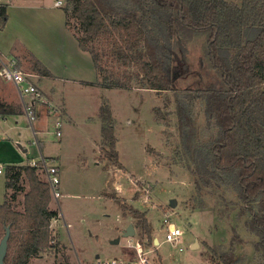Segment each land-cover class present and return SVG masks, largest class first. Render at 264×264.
<instances>
[{
  "label": "rangeland",
  "instance_id": "374dc122",
  "mask_svg": "<svg viewBox=\"0 0 264 264\" xmlns=\"http://www.w3.org/2000/svg\"><path fill=\"white\" fill-rule=\"evenodd\" d=\"M0 1L7 3L9 10L5 29L0 31V42L16 36L35 52L32 54L15 40L16 52L12 55L18 59V68L31 73L34 59H41L52 74L65 79L51 77L45 82L47 93L55 100L51 101L38 89L42 99H35V103L46 112L41 117L35 105L36 117L32 122L25 113L0 117V204L4 203L7 165L25 167L44 157L47 164L53 160L60 170L61 196L57 202L50 196L49 203L50 210L58 211L56 222L52 227L50 224L55 240L29 264H64L61 261L94 264L96 254L100 260L122 258L128 251V239L119 236V245L111 242L126 218L113 196L145 213L152 228V241L145 238L143 244L149 250L151 264H210L208 255L227 252L232 239L236 240L234 264H258L260 253L254 247L257 238L250 228L251 217L240 214L242 205L233 181L224 180L221 185H214L215 188L205 187L197 180L196 173L177 164V159L182 157L176 152L181 138L177 103L190 115L186 123L190 147L199 140L209 144L213 139L210 137L217 133L207 125L201 103L195 100L189 105L184 96L186 89H203L216 80L214 73L200 63L204 38L194 37L186 43L190 74L183 79L175 77L174 93H157L136 86L108 88L97 84L90 56L67 34L68 30L73 31L65 25L62 0L61 5H56L58 0H55L47 11L41 5L47 6L51 0ZM73 79L83 81L77 83ZM0 102L21 106L12 85L1 79ZM103 106L109 108L114 120L113 133L121 168L104 158L102 147L106 145L99 117ZM63 108L68 116L61 118L57 114ZM154 108L166 115L164 120L156 119ZM147 148L157 154L147 153ZM36 174L42 182V170L38 168ZM117 183L122 188L120 193L115 189ZM24 189L29 190L26 181ZM198 197L204 200V205L194 209L192 206L197 204ZM172 201H175L173 206ZM17 204L15 201L13 206L18 210ZM166 218L182 230L178 241H164ZM156 238L159 244H154ZM136 239L139 240L137 235ZM56 247L64 248L67 258L62 260L61 250L56 252Z\"/></svg>",
  "mask_w": 264,
  "mask_h": 264
},
{
  "label": "trees",
  "instance_id": "16d2710c",
  "mask_svg": "<svg viewBox=\"0 0 264 264\" xmlns=\"http://www.w3.org/2000/svg\"><path fill=\"white\" fill-rule=\"evenodd\" d=\"M65 25L74 33L79 49L88 53L97 84L108 88H137L157 93L176 91L175 80L190 74L186 43L203 37L200 63L216 78L203 89H186L189 105L197 100L207 125L216 129L211 142L199 140L190 147L185 108L177 103L179 133L177 159L205 187L232 180L240 214L247 213L256 236L255 250L264 264V0H62ZM0 4V30L8 19ZM167 47V48H166ZM43 63L34 59L33 71L49 76ZM115 68V69H114ZM114 69V70H113ZM175 75V76H174ZM96 85L94 83H91ZM218 84V86H217ZM22 108L0 102V117L22 114ZM156 119L166 117L154 108ZM190 113V110H189ZM188 113V114H189ZM105 159L118 163L114 120L108 107L99 109ZM213 124V125H212ZM147 153L157 154L151 148ZM176 154V153H175ZM5 169V201L0 204V239L9 228L4 264H29L55 240L50 223L57 212L49 209L50 190L41 182L37 166L8 165ZM29 190L25 192L24 182ZM22 194L20 209L13 203ZM194 209L204 200L198 197ZM122 215L134 219L139 240L152 241V228L144 212L113 196ZM210 264H234L233 244ZM57 243L54 244V247ZM153 246V243H152ZM61 250L64 260L66 255ZM64 264L67 262L61 261Z\"/></svg>",
  "mask_w": 264,
  "mask_h": 264
},
{
  "label": "built area",
  "instance_id": "2783aa9c",
  "mask_svg": "<svg viewBox=\"0 0 264 264\" xmlns=\"http://www.w3.org/2000/svg\"><path fill=\"white\" fill-rule=\"evenodd\" d=\"M61 0L56 2V5H61ZM17 62L13 57H4L0 55V79L4 82L12 83L19 96L30 97L32 102L23 103V111L27 115L30 122H32L36 116L35 110L33 108L35 104V99H42L40 92L31 80L32 76L28 73L23 72L17 66ZM56 125L59 127L60 123L57 122ZM59 130V128H58ZM57 130V134L59 131ZM47 160L41 157L38 161L30 163V166H37L42 169L46 177V183L48 184L50 194L55 200H59L61 192L59 189V169L52 163L47 164ZM1 172V170H0ZM163 223L166 225L164 232V241L175 242L179 240L182 235V230L175 225L167 222V218L164 219ZM127 249L129 255L125 258H114L108 260H97L94 264H151L148 258L149 250L144 246L143 242L134 239L132 237L128 238Z\"/></svg>",
  "mask_w": 264,
  "mask_h": 264
},
{
  "label": "crops",
  "instance_id": "0c3cea01",
  "mask_svg": "<svg viewBox=\"0 0 264 264\" xmlns=\"http://www.w3.org/2000/svg\"><path fill=\"white\" fill-rule=\"evenodd\" d=\"M23 1H26V0H23ZM54 2H55V0H51V2H49L48 4H47V6H46V3H45V6H42L41 5V7H43L46 11H47V9L48 8H51V7H53V5H54ZM0 4H5L6 5V7H7V3H4V2H1L0 1ZM9 11V10H8ZM8 11H7V13H8ZM8 18H9V15H8ZM7 21H8V19H7ZM7 23V22H6ZM63 23H64V16H63ZM6 25V24H5ZM65 28V27H64ZM5 29V27L2 29V30H0V31H3ZM70 37H72L73 39H74V41H75V43H76V46H77V42H76V40H75V38L73 37V35H72V33L68 30V33H67ZM15 40H18L19 42V44H21V45H25V47H27V49H28V51H30L32 54H34L35 52L33 51L34 49H31L32 47L28 44V43H26V42H21L20 41V39H19V37L18 38H16V36L15 37H13V36H11V38L10 37H7V39L6 40H3V41H1L0 42V52H2V53H0V55L1 56H4V57H13V53H15L16 52V50L13 48V43H14V41ZM23 43V44H22ZM80 48V47H79ZM34 52V53H33ZM8 55V56H7ZM15 60L17 59V58H15V57H13ZM36 59V58H35ZM36 60H38L39 62H43V66H45V68L48 70V72H49V76H43V75H41V74H39V73H37V72H35V71H33L32 70V72L31 73H29L28 72V74H30L31 76H32V78H31V80L33 81V83L35 84V86L37 87V89H39V90H41L49 99H51V101L52 100H55V99H53V95L52 94H48L47 93V91H46V89H45V87H46V84H45V82L47 81V79L48 78H51V77H53V78H58V79H63V80H65L64 78H62V77H59V76H57V75H55V74H52V72L48 69V67L46 66V64H44L45 62L43 61V60H39V59H36ZM18 61V59L16 60V62ZM18 63V62H17ZM19 64V63H18ZM17 64V65H18ZM93 68V67H92ZM93 71V75L95 76V74H96V72H94L95 70H92ZM73 81H75V82H77V83H80L81 81H83V79H73ZM7 83H9V82H7ZM11 85H12V87H13V89H14V91H15V94H16V96H17V98H19V101L21 102V106L20 105H16V104H13V105H15V106H19V107H21L22 108V110H23V103H25V102H29V103H31L32 102V100H31V98L30 97H23V99L19 96V94H18V92H17V90H16V88H15V86L12 84V83H10ZM40 84L43 86L42 88H40ZM46 88H48V87H46ZM40 91V92H41ZM51 93V92H50ZM52 95V96H51ZM9 103V102H8ZM10 104V103H9ZM35 105V107H36V109H37V111H39V117H41V113H46L45 112V110L43 111V110H40L41 108H40V105L38 104V103H35L34 104ZM39 109V110H38ZM23 113H24V111H22ZM22 113V114H23ZM21 115V114H20ZM59 117H61V118H63V117H66V116H68V114H67V112L65 111V108H63V110L62 111H59L58 112V114H57ZM56 115V116H57ZM12 116H17V115H12ZM57 116V117H58ZM39 117H37V118H39ZM2 118V117H1ZM6 118V117H5ZM4 117H3V119H5ZM44 158V157H43ZM45 159V158H44ZM37 161V160H36ZM52 161V160H51ZM8 166V165H7ZM12 166V165H11ZM15 166H19V165H15ZM39 168V167H38ZM57 168L59 169V167H58V165H57ZM40 170H42L41 168H39ZM59 171V175H60V170H58ZM112 171H115V170H112ZM42 174H43V176H44V179L42 180V181H44V182H46V177H45V174H44V172L42 171ZM60 184V183H59ZM118 185H119V183H117L116 185H115V189H119V192L118 193H120V191H122L121 189L122 188H120V187H118ZM118 189H117V191H118ZM108 193V192H107ZM106 194V193H105ZM22 197V194L21 195H19L18 197ZM18 197H17V203H19V204H17V206L19 207V209H20V204H21V202H22V200L20 199L19 201H18ZM52 197V196H51ZM53 198V197H52ZM54 199V198H53ZM4 201H5V196H4ZM3 201V202H4ZM55 201V200H54ZM58 201V199L56 200V202ZM128 203V205H131L129 202H127ZM51 204H52V202H51ZM51 206H53V204L51 205ZM132 206V205H131ZM53 209H55V208H53ZM54 211H56V209L54 210ZM57 212V217H58V211H56ZM57 217L55 218V219H52L51 221V227L53 226V223L54 222H56L55 220L57 219ZM134 219L132 218V217H130V216H128V217H126V219H125V221H124V223L123 224H121L120 225V227L119 228H117L116 229V231H115V233H114V235H113V238H116V239H118L119 240V242L116 244V245H119V243L121 242L120 241V237L119 236H122L123 237V233H124V231H125V229H126V227H127V225H129V224H134ZM134 227V226H133ZM134 231H135V235L132 237V238H134V239H136V230H135V227H134ZM156 240H157V242H159L158 241V239L156 238ZM113 242V241H112ZM111 242V244H113ZM160 243V242H159ZM159 243H157V244H159ZM129 255V251H126V253L124 254V255H122L121 257L122 258H125L126 256H128ZM95 261H97V260H100L99 259V255L98 254H96L95 255ZM80 264H82L81 262H79Z\"/></svg>",
  "mask_w": 264,
  "mask_h": 264
},
{
  "label": "water",
  "instance_id": "95a60500",
  "mask_svg": "<svg viewBox=\"0 0 264 264\" xmlns=\"http://www.w3.org/2000/svg\"><path fill=\"white\" fill-rule=\"evenodd\" d=\"M175 204V201H172V206ZM9 228L7 227L5 229V234L3 235V238H1L0 240V264H4V258L7 252V243H8V239H9ZM135 235V231H134V227L132 224L127 225L124 233H123V238H129V237H133ZM119 242L118 239H115L112 243L113 244H117ZM154 244H157L159 242H157V240H154ZM196 244V243H195ZM193 244V245H195Z\"/></svg>",
  "mask_w": 264,
  "mask_h": 264
}]
</instances>
